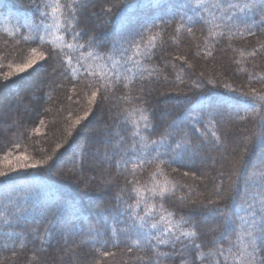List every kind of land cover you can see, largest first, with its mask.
Returning a JSON list of instances; mask_svg holds the SVG:
<instances>
[{
    "label": "trees",
    "instance_id": "obj_1",
    "mask_svg": "<svg viewBox=\"0 0 264 264\" xmlns=\"http://www.w3.org/2000/svg\"><path fill=\"white\" fill-rule=\"evenodd\" d=\"M31 2L32 0H0V80L12 74L14 81L0 89V104H3V109H0V171H5L4 166L9 164L16 154L25 155L28 160H42L53 156L55 166L51 171L37 169L28 170L26 173L20 172L19 178L15 181L16 190L11 192V196L13 199L20 198L22 204L29 209H33L35 205L33 211L37 216L54 201L64 203L65 206L58 214L57 220L59 225L71 227L72 231L67 233L57 231L49 243L48 234L45 233L46 220L37 225L29 217L22 223L17 222V226L12 228L0 224V244L8 245V250L0 249V264H35L37 260L40 264H143L141 258L151 256L152 252L143 242L139 246L135 245L137 240L135 232L126 235L122 231L131 221L125 223L109 217L105 222L102 209L115 204V197L118 194L122 196L124 202L133 203L137 197L131 194V188L136 187L140 189L142 195L146 194L149 197L147 203L142 204V209L137 210L143 215L144 210L151 204L159 206L161 203L159 199H151L150 193L146 190L156 187L157 184L164 185L165 181H168L169 189L177 186V196L186 195L190 200L214 199L213 190L221 182L226 189L223 195H229L227 191L231 175L229 161H220L210 168L207 160L201 169L203 175L197 173L196 177L191 175L189 169L178 164L168 167L158 162L144 164L143 161L155 147L152 141L160 137L165 127L173 121L179 122L193 109L195 110L193 114H203L202 109L207 110L209 104L216 106L224 99H227L228 103L223 104L220 109L224 117L222 122L207 125L201 123L196 128L186 129L193 144L205 139L202 155L207 157L213 155L218 158L219 150L224 149L226 141L231 143L229 145L231 147L225 148L227 153L233 148L239 153L243 148V136H251L254 131H260L259 108L246 112L245 105L250 101L229 89L250 92L254 88L259 94L264 95V55H261L264 53L262 47L264 32L259 28H253L255 35L249 36L237 31L245 27L244 24L238 23L233 27L231 38L225 33L223 36L216 35L206 39L208 26L202 23H185L177 30L180 17L176 16L165 30L156 28L144 34L141 53L144 52L146 45L152 49L154 55L151 59L138 55L135 57L137 64L133 67L131 64L125 65L120 55H113L105 49L77 47L76 45L85 44L87 37L76 40L68 35L63 16L60 17L59 26L50 28L47 33L41 28L45 36L43 47L32 44L30 41L35 37L34 31L18 27L19 23L25 22V18L28 23H39L33 18ZM47 2L52 3L53 0ZM64 2L65 0H61V3ZM77 2L80 3L81 0ZM82 2L87 7L78 12L79 23L73 21V26L80 31L85 27L103 25L106 42L111 46L121 35L135 29L137 22L145 17L162 16L170 19L181 0H82ZM207 2L208 0H205V3ZM239 2L247 3L250 0ZM123 3H127L128 7L120 11L119 15H115L118 9L112 6ZM108 8H112L110 15L104 12ZM48 11L51 12V9ZM252 19L259 20V16L253 14ZM45 23H52L51 17ZM156 23L160 24V21L157 20ZM187 27L192 28L191 33L186 30ZM215 31L220 32L221 29ZM153 36L155 39L150 42V37ZM23 37H28V41ZM69 44L73 47L69 48ZM33 47H37L39 51H47L49 47L55 49L59 55L53 61V65L60 69V72L52 74L47 79L43 73L17 79L16 74L11 72L15 69L12 66L26 64ZM253 51L257 53L254 57L250 55ZM209 52L211 56L208 55ZM101 53L111 56V59L101 58ZM69 60L70 65L67 64ZM188 64L193 65L195 70H190ZM47 72L51 73L52 68H47ZM201 72L203 76H200ZM113 73L126 75L129 86L106 92L109 101L105 102L101 109H94V115H90L86 127L77 134L72 125L75 119L83 116L87 110V97L95 90L93 87L82 91L83 83L94 84L99 81L104 84ZM194 82L202 86L195 88ZM224 85L229 87L226 88ZM141 86L152 90L148 98L149 107L155 111L154 121L160 124L153 132L144 130V121L138 111L144 106L135 99ZM36 97L39 98L38 101ZM237 112L238 116L244 119H238ZM46 129L52 132L49 133ZM99 130H104V134H100ZM69 132L72 133L71 136ZM134 132L138 135L133 139ZM213 132L219 140L214 147L211 143L214 141ZM55 137L60 141L54 143L52 140ZM66 140L68 143H65ZM57 144H60L61 148L58 149ZM133 144L135 152L131 151ZM221 144L224 147H221ZM249 149L247 154L249 162L254 161L264 151V148L255 142V138L253 143L249 144ZM54 153H58V157ZM104 157L107 159H103ZM116 161L121 162L119 169L116 167ZM93 162L97 164L93 165ZM57 167L63 169L57 171ZM66 168L69 170L67 175ZM99 169H102L103 173H99ZM172 169L177 171L173 172ZM157 171L161 174L155 175ZM221 171L224 172L223 177L218 176ZM185 172H189V175L184 176ZM248 174L251 177L248 181V190L251 193L257 184H264V169L250 167ZM232 179L236 177L232 176ZM104 181H111V187L100 190V185ZM128 181L135 183L129 184ZM244 188V180H237V203L242 204L246 199ZM121 189L124 191L121 192ZM190 189L194 190L191 194ZM74 207L79 208L87 221L86 224L73 216ZM164 208L173 211L174 205L169 201L164 203ZM230 211L234 219L245 215L243 210L237 211L235 207ZM181 216H186V213H177L176 217L172 218L173 224H176ZM48 218L51 219V212ZM195 219L200 221L202 218L197 215ZM153 222H159V215H155L149 221ZM222 224L221 220L209 218L196 229L198 239L182 238L185 244L189 241L201 244L198 251L202 258L197 259L196 250L193 249L180 254L181 244L177 243L175 245L177 254L161 259L159 264H183L191 260H195V264H216L217 260L221 264H234L233 254H238L237 248L242 250L249 242L244 237L242 229L239 232L230 229V237L220 240V245L224 249L223 256L208 255L210 251L215 253L218 247L213 243V239L223 231ZM159 227H163V224H159ZM33 229L38 231L33 233ZM190 230L188 226L179 229ZM153 231L155 234L157 230ZM8 232L23 233L25 238H9L5 235ZM35 235H39L41 239H34ZM237 236L241 239L237 240ZM104 241L107 243H103ZM230 241L236 246L232 247ZM258 246L264 248V241L258 242ZM130 247L131 252L128 251ZM157 251L171 253L173 248L170 245H161ZM104 252L110 255L105 257ZM260 255L264 256V250Z\"/></svg>",
    "mask_w": 264,
    "mask_h": 264
},
{
    "label": "snow or ice",
    "instance_id": "obj_2",
    "mask_svg": "<svg viewBox=\"0 0 264 264\" xmlns=\"http://www.w3.org/2000/svg\"><path fill=\"white\" fill-rule=\"evenodd\" d=\"M31 8L33 10V18L37 19L39 23L33 24L28 23L27 18H25L24 23H19V29L27 28L29 31H34L35 37L30 42L32 44H37L40 47H43L45 43V36L41 32L43 28L44 33H47L50 28L57 27L60 24V17L64 18L65 31L68 35L72 36L73 39L79 40L81 38L87 37L85 44L76 45L79 48L86 47H95L96 49H105L107 52L113 55H120L123 63L125 65L131 64L133 67L136 66L137 60L135 57L138 55H143L147 59H151L154 55L152 49H149L145 45V50L141 53V45L144 43V34L152 29L161 28L165 30L166 26L172 23V20L176 16L180 17V20L177 22V30L180 27L184 26L185 23H202L208 26V38L215 37L216 35L223 36L225 33L229 34V38L233 34V27L238 23H242L245 27L237 31H242L249 36L255 35V32L252 31L253 28H259L261 32H264V0H250L247 3H241L239 0H208L205 3V0H181V3L176 7L175 12L172 14L170 19H166L162 16H152L145 17L142 21H138L135 29L127 31V34L121 35L118 41H114L111 46L106 42L103 25H96L92 27H85L80 31H77L73 26V21L79 23L78 12L87 7L85 3H78L77 0H65L64 3H61V0H53L52 3L47 2V0H32ZM112 7L117 8L118 11L115 15H119V12L128 7L127 3L120 5H113ZM173 7V5H169ZM51 9V12L48 9ZM211 9V11H209ZM105 14H112V8L104 10ZM191 13L192 15H189ZM203 13V15H202ZM239 13V15H237ZM258 15L259 20L252 19V15ZM51 17L52 23H45ZM198 17V19H194ZM159 20L160 24H157L156 21ZM219 21V23H217ZM251 21V22H249ZM216 29H221L220 32L215 31ZM191 33L192 28L187 27L186 29ZM22 35V33H21ZM25 41H28V37H23ZM155 37H150V42L153 41ZM69 48L73 47L72 44L68 45ZM155 45L153 44V48ZM264 47V46H262ZM131 53V55H129ZM256 51L250 53L253 57L256 56ZM59 53L49 47L47 51H39L37 47L31 48V56L27 60V63L18 69L16 73L17 79H22L24 76H32L44 74V78L47 79L52 74L60 72V69L56 68L53 65V61ZM211 56V52L208 53ZM264 55V53H261ZM101 58L111 59V56H105L101 53ZM180 59H184L180 57ZM63 63V62H62ZM187 63V61H185ZM67 64H71V60L67 61ZM52 68V72L48 73L47 68ZM188 68L194 71V66L188 64ZM67 71V68L64 69ZM87 71V70H86ZM63 74V73H61ZM203 72L200 73V76H203ZM103 79V77H101ZM143 80V78H141ZM128 77L119 73H113L107 83L101 84L99 81L93 83L85 82L82 85V91L95 88V90L90 92V95L87 97V110L84 111L83 116H78L75 119L72 127L76 129L77 134L86 127L88 118L90 115H94V109H101L105 102L109 101V96L105 93L116 89L119 87L127 88L129 85L127 83ZM14 82L12 80V74L5 76L0 80V89L6 87L9 83ZM212 83V81H208ZM183 83V81H181ZM193 86L195 88H200L202 85L198 82H194ZM228 88V85H224ZM234 91L239 95L247 98L250 103L245 105V111L251 112L259 108V132H253L251 136L244 135L242 138L243 148L237 153L236 149L233 148L231 152L225 154L224 152L220 153L219 159L221 161H229L231 164V175L229 176L230 187L227 190L229 195H223L226 189L223 187V183L215 186L213 190L214 199H189L186 195H176L177 186H173L171 189L167 187L168 181H165L164 185L157 184L156 187L147 189L146 192L150 193L151 199H159L161 203L158 205L151 204L147 210H144V214L141 215L139 211L142 209V204L147 203L148 196L146 194H141L140 189L136 187L131 188V194L135 195L137 198L133 203L124 202L121 195L115 197V204L106 206L102 209L104 213L105 222L109 217L113 220H122L127 223L131 221L128 226L122 231L128 235L132 232H135L137 240L135 245L139 246L143 242L144 246L152 252L151 256H148L143 259V264H159L161 259L167 258L168 256L176 255L175 245L177 243L181 244L179 250L180 254H183L186 250L193 249L196 250V258L200 259L201 254L199 249L201 244L199 243H189L185 244L182 238H199V234L196 229L199 227L200 223H206L209 218H216L223 222L222 228L223 231L220 235L213 239V243L218 247L216 248L215 253L209 252L208 255H219L223 256L224 249L220 245V240L227 239L231 235V231L235 230L239 232L243 230L244 237L248 239V243L244 245L243 249L237 248L238 254H233V261L238 262V264H264V256L260 255L261 251L264 248L258 246V242L264 241V184H257L255 189L250 193L248 190V181L251 177L248 174L249 168H261L264 169V151L252 162H249L247 159V154L249 153V144L253 143V138L255 142H258L262 148H264V95L259 94L256 89H251L250 92L241 91L240 89H229ZM152 90L150 88H145L141 86L138 90V94L135 99L143 103V107L138 111L141 113V117L144 121V130L148 132L156 131L160 124L156 123L153 119L155 117V111L150 107V98ZM79 95V93H78ZM30 99H32L30 97ZM38 97L36 100L38 101ZM71 99V97H69ZM256 101L261 103L257 104ZM225 103H228L227 99L219 101L216 106L209 104L207 110L202 109L200 113H195V110H191L179 121H173L167 127L164 128V131L161 133L160 137L157 140L152 141V144L155 146L152 153L148 154L143 161L144 164H151L153 162H158L165 166L170 167L172 164H178L182 167H185L191 171L193 177L197 176V173L203 175L201 169L205 166L209 157L202 155L201 150L205 146V139H201L198 143L193 144L189 138V132L186 130L188 128H196L198 124H211V123H220L224 119L221 112V106ZM147 113V115H144ZM71 115V113H69ZM238 119H244V117H239L237 112ZM219 118V119H217ZM85 123L82 124L81 122ZM76 126H80L76 128ZM100 134H104V130H99ZM199 131V129H197ZM247 131V130H245ZM72 133L69 132V136ZM138 133L134 132L132 134L133 139ZM204 135L203 133L201 134ZM214 141L211 142L213 147L216 143H219L218 138L215 137V132L212 133ZM228 133L225 134L227 139ZM120 142H123L121 138ZM65 143H68L66 140ZM56 147L61 148L60 144H57ZM221 147H224L221 144ZM83 151V149H81ZM131 151L135 152V144L132 145ZM58 157V153H54ZM231 158V159H229ZM212 162L216 163L217 158L212 157ZM26 160V158H25ZM52 162L51 164L49 162ZM75 164V161H73ZM127 162H125L126 166ZM55 166V160L53 156H48L45 159L37 160L35 163H19L16 166H9L8 171H0V224L4 227L12 228L17 226V222H24L29 217L32 222L39 225L45 220L47 221V226L45 227V233H47V239L49 243L51 242L52 236L57 231L71 232L72 228L65 225H59L57 216L60 211L64 208V203L60 201H54L46 209H42L39 213V216L29 209L24 204H22L20 198L13 199L11 192L16 190L15 181L19 178L20 172H27L28 170H37L41 169L44 171H51ZM116 167L119 169L121 167V162L116 161ZM135 168V165H133ZM173 172H176L177 169H172ZM161 173L157 171L155 175H160ZM184 176H188L189 172L183 173ZM218 176L223 177L224 172L221 171L218 173ZM232 176H235L236 179H232ZM243 179L245 182L244 196L246 199L244 202L237 203L236 186L237 180ZM129 184L135 183L134 181H128ZM111 187V181H104L100 185V190H106ZM183 187V186H180ZM31 190V188H29ZM38 191V189H37ZM124 189H121L123 192ZM190 194L194 190H189ZM198 195V194H197ZM131 198V196H130ZM171 201L174 205L173 211H168L164 208V203ZM235 207L237 211L243 210L245 215L233 218V214L230 209ZM51 212V219L48 218V214ZM184 212L186 216H181L179 221L176 224H173L172 218H175L177 213ZM159 215V222L149 223V221L155 216ZM201 216V220L197 221L195 217ZM73 216L83 221L84 224L87 223L85 218L81 215V212L78 207H74ZM163 224V227H159V224ZM74 224V221H73ZM184 226L191 228L190 231H179V229ZM82 230V229H81ZM153 230H157L154 234ZM38 230L33 229L32 232L36 233ZM179 231V235L177 232ZM5 235L12 239H22L25 238L23 233H14L8 232ZM34 239H41L39 235H35ZM241 238L237 236V240ZM103 243H107L104 241ZM232 247L236 245L230 241ZM161 245H170L173 248V252L164 253L157 251ZM13 248L15 245L12 246ZM251 249L250 251L248 249ZM0 249L8 250L7 244H0ZM231 250V248L229 249ZM129 252L132 251L130 247ZM15 255V253H13ZM110 253L104 252L103 256L107 257ZM35 264H40L39 260ZM183 264H195V260L185 261ZM216 264H221L219 260L216 261Z\"/></svg>",
    "mask_w": 264,
    "mask_h": 264
},
{
    "label": "rangeland",
    "instance_id": "obj_3",
    "mask_svg": "<svg viewBox=\"0 0 264 264\" xmlns=\"http://www.w3.org/2000/svg\"><path fill=\"white\" fill-rule=\"evenodd\" d=\"M25 64H22L21 66H12V68L13 67H15V69H13L11 72H13V74H16L17 73V71H18V69L19 68H21V67H23ZM16 72V73H15ZM19 101V100H18ZM3 109V104H0V109ZM0 128H1V126H0ZM47 130V132H49V133H51L52 131L51 130H49L48 131V129H46ZM54 143L55 142H59L60 140H59V138H57V137H55V138H53V140H52ZM229 145H231V143H230V141H226V144H225V147H224V149H220L219 150V154H218V156H220V153H222V152H224L225 154L227 153L226 151H225V148L226 149H228L227 147H231V146H229ZM71 154V153H70ZM68 156H70V155H68ZM209 157V159H208V166L211 168L212 166L214 167L215 166V164L217 163H219L221 160L219 159V157L217 158V162L216 163H213L212 162V157H215V156H213V155H211V156H208ZM103 159H107V157H104ZM39 160V159H38ZM37 160L35 159V160H28V159H26L25 160V155L24 156H22L21 154H16V156L13 158V159H11L10 161H9V164H6L5 166H4V169L3 170H5V171H8V168H9V166H16L17 164H19V163H24V162H28V163H35ZM59 163H60V161H59ZM58 163V165H60ZM97 164V162H93V165H96ZM90 166V165H89ZM63 168H60V167H57V171H61ZM98 171V170H97ZM67 173H69V170L66 168V170H65V175H67ZM99 173H103V170L102 169H99ZM95 178V177H94ZM93 177H90V179H94Z\"/></svg>",
    "mask_w": 264,
    "mask_h": 264
}]
</instances>
